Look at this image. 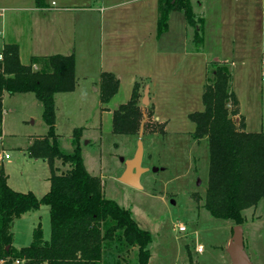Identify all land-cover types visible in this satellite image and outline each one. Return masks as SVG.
Segmentation results:
<instances>
[{
	"label": "trees",
	"instance_id": "trees-1",
	"mask_svg": "<svg viewBox=\"0 0 264 264\" xmlns=\"http://www.w3.org/2000/svg\"><path fill=\"white\" fill-rule=\"evenodd\" d=\"M36 5L43 8L47 3L36 0ZM158 10L159 33L169 28L172 10H184L187 22L195 27L193 41L201 44L203 26L198 23L191 0H159ZM2 49L0 136L3 94L34 92L43 102L42 116L48 129L45 136L33 139L27 151L31 157L47 161L51 174L50 189L37 196L32 190L24 192L10 186L0 160V261L13 264L11 258L22 256L28 264H121L133 248L137 252L136 264H150L152 233L140 226L129 208L105 195L102 179L85 165L81 149L84 127L74 128L71 151L61 148L56 133L55 94L76 88L75 54L34 55L29 64H23L17 43L4 44ZM211 66V78L202 93L204 107L189 114L195 123L191 135L197 140L205 137L209 146L205 207L214 217L232 220L237 225L245 221V209L264 199V131L245 128L239 97L233 90L230 63L218 61ZM100 80V97L107 103L118 91L120 80L110 71H102ZM144 86L136 80L131 98L113 111L114 133H139ZM57 159L69 165L65 172H57ZM42 205L49 206L51 238L45 239L39 221L32 242L16 248L12 232L16 218Z\"/></svg>",
	"mask_w": 264,
	"mask_h": 264
},
{
	"label": "rangeland",
	"instance_id": "rangeland-1",
	"mask_svg": "<svg viewBox=\"0 0 264 264\" xmlns=\"http://www.w3.org/2000/svg\"><path fill=\"white\" fill-rule=\"evenodd\" d=\"M255 53L247 62L242 58L236 62L233 85L249 128L264 131V64L260 55ZM196 68L197 78L201 69L200 66ZM88 71L91 77L95 73L94 70ZM178 76L182 77V73ZM205 77L206 81L211 78L210 71H206ZM191 91L187 83L178 82L176 89L171 91L175 95L171 102L167 97L168 101H164V90L160 91L161 101L157 103L160 111L156 113L153 101L148 99L143 102L142 89L140 107L145 131L142 165L150 168L141 176L142 189L119 178L126 167L121 157L134 155L139 133L112 131L113 111L120 102L131 98L129 93L124 90L116 92L108 103L103 104L97 91L91 94L64 92L57 97L59 117L56 133L59 134L61 148L71 151L74 128L84 127L81 149L85 165L92 174L102 179L105 195L129 208L140 226L152 233L150 264H231L228 243L233 236L235 222L216 218L205 207L209 146L205 137L197 140L191 135L195 123L189 114L204 107L201 95L203 80H198L195 90ZM4 100L5 137L0 139V149L4 148L12 155L11 159L3 161L10 177L8 183L14 189L32 190L37 196H42L51 168L44 159L29 156L27 148L34 138L47 134L48 126L42 116L43 102L32 91L8 93ZM107 106L111 113L106 110ZM160 112L166 113L169 119L168 131L165 130V122L158 117L162 114ZM55 165L58 173L65 172L69 167L59 159ZM154 166L164 168L156 171ZM35 213L40 214L38 219L42 221L43 229L48 231L49 206L42 205L38 211L16 218L12 226L16 247L32 242L34 237L30 225ZM243 214L244 248L252 264H264V199L256 206L245 209ZM181 221L187 226L185 231L174 229ZM46 237L50 239L51 236ZM136 253L132 248L121 264H136Z\"/></svg>",
	"mask_w": 264,
	"mask_h": 264
},
{
	"label": "crops",
	"instance_id": "crops-1",
	"mask_svg": "<svg viewBox=\"0 0 264 264\" xmlns=\"http://www.w3.org/2000/svg\"><path fill=\"white\" fill-rule=\"evenodd\" d=\"M46 3L41 8L36 0H0V54L4 44L11 43L19 45L23 64H29L34 55L74 53L77 85L73 91L64 92L91 94L97 91L99 95L101 73L110 71L120 80L117 93L124 90L129 97L135 81L140 80L145 85L143 92L148 88L149 101H153L158 113L160 91L164 90V101H168L167 97L171 102L175 99L171 91L176 89L178 82L187 83L190 93L198 80H203L204 88L205 73L213 62L230 63L232 77L236 62L241 61L239 58L247 62L257 52L264 64V0H191L198 23L203 26L200 45L193 41L195 27L187 22L184 10H172L169 28L158 32L159 0H46ZM197 66H200L201 75L196 78ZM88 69L95 71L92 77ZM64 92L55 94L57 124V97ZM190 93L187 94L191 96ZM6 94L2 98L3 117ZM106 110L111 113L110 107ZM239 111L245 117V128L259 131L249 128L241 102ZM160 113L158 117L165 122L168 131L169 119L166 113ZM4 121L5 117L0 139L5 137ZM84 137L85 134L81 142ZM3 150L0 149V154ZM47 179L43 194L50 189L49 177ZM32 216L31 235L40 214ZM43 231L45 239L49 240L46 235L51 234V219L49 234L46 229Z\"/></svg>",
	"mask_w": 264,
	"mask_h": 264
},
{
	"label": "water",
	"instance_id": "water-1",
	"mask_svg": "<svg viewBox=\"0 0 264 264\" xmlns=\"http://www.w3.org/2000/svg\"><path fill=\"white\" fill-rule=\"evenodd\" d=\"M143 102L148 101V88H146L144 94ZM144 121H142L139 128V136L136 142V150L132 157L125 158L121 157L124 161L126 167L122 174L120 175V180L127 183L133 187L143 188L144 185L141 182V176L144 172L148 171L150 168L142 165V160L144 156ZM164 167L154 166L153 169L158 171ZM200 183V181H199ZM175 202V201H174ZM233 236L228 243V249L231 256V264H252L250 255L248 254L246 248H244V231L243 224H237L233 227Z\"/></svg>",
	"mask_w": 264,
	"mask_h": 264
},
{
	"label": "built area",
	"instance_id": "built-area-1",
	"mask_svg": "<svg viewBox=\"0 0 264 264\" xmlns=\"http://www.w3.org/2000/svg\"><path fill=\"white\" fill-rule=\"evenodd\" d=\"M0 60H3V54L2 53L0 54ZM10 157H11V154L9 152H6L5 150H3L2 153L0 154V160H3L4 158L9 159ZM176 228L180 231H185L187 229V226L184 222L181 221L178 224H176L174 229H176ZM11 259H12L13 264H28L26 257L17 256L15 258H11Z\"/></svg>",
	"mask_w": 264,
	"mask_h": 264
}]
</instances>
